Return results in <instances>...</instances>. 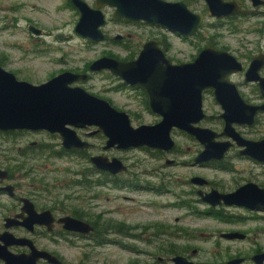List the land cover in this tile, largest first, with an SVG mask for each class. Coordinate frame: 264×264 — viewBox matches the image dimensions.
I'll use <instances>...</instances> for the list:
<instances>
[{
	"label": "rangeland",
	"instance_id": "rangeland-1",
	"mask_svg": "<svg viewBox=\"0 0 264 264\" xmlns=\"http://www.w3.org/2000/svg\"><path fill=\"white\" fill-rule=\"evenodd\" d=\"M88 1L93 4L95 0ZM183 1L195 11L203 6L200 0ZM67 3V0H0V53L7 56L9 68H26L31 74L29 79L41 83L64 70H81L102 56L113 55L127 60L137 58L143 44L160 32H165L171 43L168 56L175 61H187L198 53L199 46H204L211 39L212 34L218 35L216 40L230 47L247 43V40H258L259 35L251 30L264 22L262 19H238L231 25L208 16L204 22L203 37L184 41L153 25L128 26L119 23L112 19L114 10L110 8L105 10L108 21L104 28L110 39L93 43L75 32L80 14ZM13 7H18V10L7 9ZM8 16L18 19L12 27L8 26ZM27 22L50 30V35L40 41L37 35L27 30ZM233 26L238 27L236 33L231 31ZM128 33L133 36L127 40V46L111 40L118 34L127 39ZM61 35L65 36L63 40L59 38ZM121 85L120 78L105 71L93 74L89 81L82 84L90 93L126 111L134 126L153 124L161 119L145 105L141 88ZM209 101L213 103V100ZM218 113V108L208 109V118L200 125L220 131L223 125ZM172 136L177 146L170 152L133 148L128 152L111 154L125 158L131 167L128 174H144L136 182L150 184L152 188H113L108 185L85 188L78 183L82 178L80 174L95 167L88 157L69 153L47 160V169L41 170L46 174L54 197L87 213L103 212L104 220L123 222L129 226L128 230L125 228V234L106 233V242L93 250L86 264H171V258L175 256L167 254L171 246L179 251L178 254L204 264H227L236 258H244L241 264H257L252 257L264 252V211L240 206L212 207L198 194L199 190H207L205 185L191 182V179L203 176L233 191L249 180L264 185V165L238 156L241 147L231 150L221 164L214 161L196 164L195 158L203 150V145L177 128ZM250 136L255 139L264 136V116L250 131ZM90 141L100 146L104 144L103 137L90 138ZM89 152L98 153L97 150ZM168 159L175 160V164H167ZM153 174L169 175L164 178L166 175ZM124 179L130 180L128 177ZM230 232H241L246 237L225 239L222 236ZM193 250H197L194 256ZM70 251L69 262L73 263V255H79L76 250Z\"/></svg>",
	"mask_w": 264,
	"mask_h": 264
},
{
	"label": "water",
	"instance_id": "water-1",
	"mask_svg": "<svg viewBox=\"0 0 264 264\" xmlns=\"http://www.w3.org/2000/svg\"><path fill=\"white\" fill-rule=\"evenodd\" d=\"M72 1L81 14L75 31L93 42H102L106 38L102 28L107 21L103 12L107 6L114 8L112 18L115 20L144 21L185 36L194 35L204 20L202 14L193 12L184 1L96 0L97 8L91 7L85 0ZM206 1L213 16L223 17L233 13L223 0ZM158 44L155 39L148 40L137 58L130 61L103 56L91 64L90 70H108L125 83L144 89L149 96L151 110L161 116L159 122L134 126L127 112L118 110L111 102L84 87L74 85L87 81L89 74L67 71L36 85L19 80L13 72L0 65V130H47L59 134L66 149L78 150L91 147V143L81 138L77 129L96 127L107 138L106 149L149 147L170 152L177 146L172 136V131L177 128L203 145V150L195 158L196 164L213 159L223 160L235 145L233 141L242 148L241 155L264 162V138L247 139L235 127V124L254 125L258 111H264V105H247L227 78L241 70V63L227 51L206 47L193 63L176 65ZM258 65V61H254L252 67ZM260 84L264 92V78ZM207 88L215 89L217 100L225 108L221 115L225 121L222 132L200 125L207 117L203 110V91ZM221 137H229L233 141L219 140ZM91 161L100 170L112 174L127 170V166L117 157L110 159L95 155ZM192 180L202 186L207 183L201 176ZM199 194L203 201L212 206L224 203L254 211L264 210V187L256 183H247L230 193L212 190L208 193L199 191ZM63 221L69 230L83 233L94 230L89 223L73 217H66ZM222 236L225 239L246 237L241 232L223 233ZM196 253L197 250H193L192 256ZM47 258L56 261L50 255ZM38 259L30 255L18 257L15 261L16 264H36ZM252 260L264 264V252L255 254ZM171 261V264H204L184 255H175ZM243 261L244 258H236L227 264H241Z\"/></svg>",
	"mask_w": 264,
	"mask_h": 264
},
{
	"label": "flooded vegetation",
	"instance_id": "flooded-vegetation-1",
	"mask_svg": "<svg viewBox=\"0 0 264 264\" xmlns=\"http://www.w3.org/2000/svg\"><path fill=\"white\" fill-rule=\"evenodd\" d=\"M85 1L88 2L91 7L97 8L96 0L94 1L93 4H91L88 0ZM200 1L203 2V6L198 11H195L189 7L193 12L202 14L204 16V20L200 28L192 36L181 35L180 33L172 32L163 26L150 24L144 21H133L125 18L121 20H115V19L114 20L122 24H127L128 26L153 25L156 27H160V29H164L165 31H168V33H171L172 35L181 38L184 41H190L192 39H197V37H203L202 33H203V29L205 28L204 22L206 17L208 16L215 18L216 20L221 21L224 24H231V25H233L234 22H236V20L238 19L264 20V0H223V2L229 4L228 6L230 10H233L232 14L223 17H217L211 15L209 4L207 3V1L206 0H200ZM67 2H68L67 3L68 6L69 5L74 6L77 9V12L80 14V11L74 5L72 0H67ZM110 8L111 7L108 6L105 7L103 9V12L105 13V10H108ZM7 9L9 11H16L18 10V7H13L11 9L7 8ZM7 19H8L7 23L9 27H12V25L17 23L18 21V19L13 16H8ZM106 20H107V16H106ZM107 21L105 26L107 25ZM105 26L102 28L103 32L106 35L104 41L110 39L108 38L106 31L104 30ZM255 27L256 29L254 31L251 30V32L254 34L257 33L259 35L258 40L256 41L247 40V43L242 42L240 45L236 47H230L228 44L220 43L218 40H216L218 35L214 36V34H212L211 39L208 40V42L204 46L202 47L199 46L198 53L192 59H189L187 61H183V60L175 61L174 59L168 56V52L171 50V43L169 42L167 38V34L165 32H160L159 34L154 35L153 38H150L148 40H152V39L157 40L159 43L158 44L159 47L166 53L167 57L172 61V63L176 65L193 63L197 59L199 54L206 47H212L219 51L229 52L242 65L241 70L235 71L227 77L229 82L235 85L238 93L240 94V96L247 105L251 107H257L264 105V92L262 91V87L260 84L261 79L264 78V22H261V25L257 24ZM233 29L231 31L234 33L236 29H238V27L233 26ZM27 30L31 32L33 35H37L41 39V40L39 39L40 41H43L44 39L43 37L46 35H50L51 33L50 30L41 29L38 26L34 25L32 22H27ZM132 36H133L132 34L128 33V37L126 39L125 36H123L122 34H118L117 36L113 37V39L111 40L115 43H119L122 45L124 44L127 46V40H129V38ZM59 38L63 40L65 36L61 35L59 36ZM93 43H97V42H93ZM110 57H115V56L111 55ZM7 59L8 58L5 54L0 53V65L4 69L13 72L19 80L29 81L36 85L43 83V82L37 83L31 81L29 79L31 77V74L26 68L23 69L9 68V63ZM132 59H135V57L128 60L127 59H120V60L130 61ZM254 61H258L259 64L258 67L255 68L252 67ZM93 62L89 63L85 68H82L81 70H77V71L64 70L62 72H59L57 75L67 71H71L79 74L84 73V74H89V78L87 80L89 81L93 74L99 73L90 70V66ZM103 71L110 72L108 70H103ZM55 76L50 77V79H52ZM254 77H257L258 79H254ZM50 79L46 81H49ZM87 81L83 83H76L74 85L82 86V84L86 83ZM121 81L123 86L125 85L132 86L125 83L122 79ZM132 87H136V86H132ZM136 88H140V87H136ZM229 90L232 92L230 88ZM141 93L144 98L145 105L149 110H151L148 94L144 89H142ZM209 100H213V103H211ZM237 101L239 102L238 98ZM212 108H218L219 110L218 116L221 119L223 128L217 132H222L225 127V121L221 117V115L225 112V108L217 100L215 89L207 88L203 91V110L207 114V110ZM261 116H264V111H258L255 117L256 120L255 124L251 126L247 124L244 125L235 124L237 131L243 137L250 140L263 139L264 136L258 139L252 138L250 136V131L253 130V127L256 126V124H258ZM207 118H208V114L206 119ZM91 128L92 127L88 129H77V133L79 134V136L91 143V147L87 149H78V150L66 149L63 146L62 137L57 133H51L47 130H27V129H17L10 131L0 130V264H16L15 260L18 257L30 256V255H35L36 257L39 258L38 261H36V264H84L85 262L87 263L88 258L89 259L91 258L93 250L96 249L97 246H100L101 244L106 242V239L104 238L105 234L102 233L104 227L106 226L110 227L108 233H117V234H125L126 233L125 228L126 230L129 229V226H126V224L123 222L104 220L103 215L105 213L103 212H99L95 214H91L90 212L87 213L85 210H83L80 207L79 208H77L76 206L74 207L69 203H65L64 200L60 198L59 200L57 197H54L53 192L49 186V181H47L46 174H44V172L41 170V169L43 170L47 169V162H48L47 160L53 158L54 156L64 157L69 153H73L81 156L82 158L88 157L89 158L88 160L91 161V157L95 155H103L110 159H113L117 157L115 155H111L113 154V152L116 151L128 152L131 149H133L131 148L130 150L129 149L123 150V149H117L115 147L106 149L105 148L106 140H107L106 136L98 128L95 127L96 129L90 130ZM94 137L95 138L103 137L104 144L100 146L99 144H95L91 142L90 138H94ZM54 138H56V142L54 141ZM219 140H232V139L229 137H221ZM233 142L235 143V145L227 152L223 160L219 161L213 159L210 160L209 162L214 161L215 163L218 162V164H221L223 161H225L229 156L231 150H235L236 147H239L237 146L236 141ZM56 147L58 148V150L55 151ZM142 148L143 150L149 149V147H142ZM241 149L242 148L238 149V154H237L238 156L249 159L254 163L264 165V162H260L249 156L241 155L240 154ZM90 150H97L98 153L90 154L89 152ZM154 150L158 151L159 153L166 152L160 149H154ZM117 158L121 159L123 163L127 166L126 171L117 174H112L108 171L100 170L92 163L95 166L92 168V170L86 169L80 174L82 177L80 180L81 186L82 187L84 186L85 188L94 187L95 189L97 187H103L107 185L112 186L113 188H126V187L152 188L149 187L151 186L150 184L143 185L136 182L137 178H139L140 175H144V174H128L129 172H131V167L125 162L126 159L123 157H117ZM166 162L167 164H175V160L168 159ZM97 171L99 174H94ZM94 175L96 177H93ZM153 175L155 176L158 175L162 177L163 175L164 176L166 175L164 177L166 178L168 177L167 175L169 174H153ZM124 177L130 178V180L126 181ZM192 179L191 182H193ZM205 179L207 180V183L204 187L207 188V190H199L205 193L211 192L212 190H218L223 193H230L247 183H256L254 181L249 180L247 182L238 185L236 189H234L233 191H229L222 188L221 183L218 184L213 179L210 180L207 178ZM258 185L260 187H264L263 184H258ZM222 205L239 206L235 204L226 205L224 203L218 206H222ZM212 207H216V206H212ZM240 207H243L244 209H248L247 207L244 206H240ZM66 217H73L79 220H83L89 223L91 226H93L94 230L90 233H83V232L69 230L65 227V223L63 221V219ZM158 230L160 231V228H158ZM70 250H76L79 255L78 257L76 256V254L73 255L75 259L72 261L73 263L69 262L71 261L68 256V254L71 252ZM42 252L54 257L56 261H50L47 258V255L42 254Z\"/></svg>",
	"mask_w": 264,
	"mask_h": 264
},
{
	"label": "trees",
	"instance_id": "trees-1",
	"mask_svg": "<svg viewBox=\"0 0 264 264\" xmlns=\"http://www.w3.org/2000/svg\"><path fill=\"white\" fill-rule=\"evenodd\" d=\"M78 183L81 184V181H78ZM86 186H88V185H86ZM109 229H110L109 226L104 227L102 233L103 234L108 233ZM178 253H179V251L176 250L173 246H171V248L169 250H167V254H169V255H176V254L177 255H181V254H178Z\"/></svg>",
	"mask_w": 264,
	"mask_h": 264
}]
</instances>
